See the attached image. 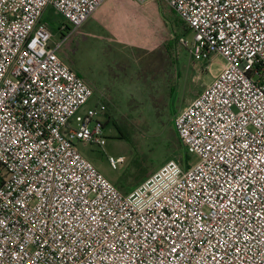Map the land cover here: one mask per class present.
Wrapping results in <instances>:
<instances>
[{
    "label": "built area",
    "instance_id": "1",
    "mask_svg": "<svg viewBox=\"0 0 264 264\" xmlns=\"http://www.w3.org/2000/svg\"><path fill=\"white\" fill-rule=\"evenodd\" d=\"M104 1L0 0V264H264V0H160L224 64L173 118L197 163L128 194L77 151L102 149L106 108L79 113L92 90L57 55Z\"/></svg>",
    "mask_w": 264,
    "mask_h": 264
},
{
    "label": "rangeland",
    "instance_id": "2",
    "mask_svg": "<svg viewBox=\"0 0 264 264\" xmlns=\"http://www.w3.org/2000/svg\"><path fill=\"white\" fill-rule=\"evenodd\" d=\"M153 1L157 3V6ZM145 4L148 6L149 16L156 23L152 24L153 36L155 42L156 38L159 42L155 46L154 54L152 51L154 43L148 37L151 32V22L139 14L141 12L139 9H134L131 6H126L122 10L117 9L115 14L118 17L119 28L108 31V34L116 42L133 43V52L125 54L124 60L134 58L139 61V68H148V71L145 72L147 74L144 77L145 80L139 71L138 88L134 89L137 95L115 97L116 102L113 105L112 113L108 112L105 107L110 114V122L104 130L105 144L102 149L84 142L75 143L77 151L84 158L90 161L115 187L124 191L135 187L172 160L161 163L162 159L156 158L152 152L147 151L145 144H142L149 138V133L146 132H158L172 124L173 118L200 94L205 86L212 82L224 64V59L218 56L209 62L194 61L188 51L178 44L180 37L190 42L191 32L184 30L182 24L164 2L148 0ZM99 17L98 14L76 29L57 51L59 58L67 66L72 67L88 87L94 89L92 97L80 109L79 113H84L88 108H94L97 100L101 99V27ZM42 20L49 25L52 35L50 45L53 46L61 40L56 25L63 19L51 8H46ZM168 38L171 41L167 43ZM140 43L143 45L146 43L150 47L142 53L144 60L140 56L142 50L137 46ZM122 50L118 49L120 52ZM114 51L116 52V50ZM123 51L127 52V50ZM105 56L111 58L107 53ZM124 91L125 88H121V93ZM107 99L110 100L109 96ZM146 114H150L153 119H146ZM119 130L126 135L125 138H120ZM119 156H123L124 163L119 165L116 170H112L107 163V157L117 158ZM197 161L196 156L190 155L188 165H194ZM177 163L182 169H187L182 162Z\"/></svg>",
    "mask_w": 264,
    "mask_h": 264
},
{
    "label": "crops",
    "instance_id": "3",
    "mask_svg": "<svg viewBox=\"0 0 264 264\" xmlns=\"http://www.w3.org/2000/svg\"><path fill=\"white\" fill-rule=\"evenodd\" d=\"M155 5L157 6V3H155ZM126 6H131L134 9H139V11H141V12H139V14L146 17L151 22V32H150L148 37H150L154 43L153 48H152L153 54L155 53V50H156L155 46L157 45V42H159L158 38H156V42H155V39L153 36V33H154L153 25L156 23L153 22V18H151L149 16L148 13H150V12H147V10H149V9L145 3L144 4H138L134 0H105L99 6V8L93 13V15L88 19V20H91L95 16H97L98 14L100 15V17H99L100 24L99 25L101 27V99H98L97 101H100L101 104L105 105V107L107 108V111L111 112V113L113 112L112 111L113 105L116 102L115 97L118 98V96H120V95H126V96L137 95L136 91L134 89L136 88V90H137V88H138L137 87V85L139 83V77L138 76H140L139 71H141L143 79L147 75V74H145V72L148 71V68H146V67L139 68V66H138L139 61L134 59V58H130V59L127 58L126 61L124 60L125 54H127V53L131 54L133 52L132 51V48L134 47L133 43L132 44L131 43L122 44V43L116 42L113 39V37H111V35L108 34L109 30L119 28V25L117 23L118 17L115 14V11L117 9L122 10ZM150 10H153V9H150ZM158 13H159V11H158ZM63 24H64V22L62 21L56 25L57 26L56 29L58 30L59 34H60V27ZM168 26H169V24H168ZM168 41H169V38L167 40V43H168ZM137 46H139V49L142 50L141 54L140 53L139 54H140L141 58H143V60H144L142 53L146 52L148 49H150V47L146 43L144 45L142 43H140V44H137ZM167 47H168V45H167ZM107 49L109 50L108 51L109 53L106 51ZM118 49L119 50H122V49L127 50V52H125L123 50H122V52H120V51H118ZM114 50H116V52ZM106 53L109 54L111 56V58L106 57L105 56ZM137 61H138V63H137ZM71 70H73V69H71ZM74 72L77 73L76 71H74ZM122 77H124V78L122 79ZM144 83H145V81H144ZM121 88H125V91L122 93H121ZM92 91H94V89ZM107 96H109L110 100L107 99ZM109 115L110 114H108V116ZM109 118H110V116H109ZM138 185H136L135 187L130 188L126 191L121 190L117 187L116 188L122 194H128L134 188H136Z\"/></svg>",
    "mask_w": 264,
    "mask_h": 264
},
{
    "label": "trees",
    "instance_id": "4",
    "mask_svg": "<svg viewBox=\"0 0 264 264\" xmlns=\"http://www.w3.org/2000/svg\"><path fill=\"white\" fill-rule=\"evenodd\" d=\"M176 18L175 20L178 19ZM182 27L184 28V30H186L183 24H182ZM169 41L171 40L169 39ZM169 47H170V44L168 45V48ZM71 69L73 68L71 67ZM76 74L78 75V73ZM108 114L109 113L106 111L105 116L107 119L105 120L104 125L109 121ZM150 118L153 119L150 114H146V119H150ZM151 123H152V120H151ZM146 133H149L148 135L149 138L146 142H143L142 144L143 145L145 144V146L148 149L147 150L148 152H152L156 158L162 159L163 161L161 163L167 162L168 160L172 159L171 161L182 162L185 167L187 168L189 167L188 162L190 160V155L187 153L183 145L178 140L175 130L173 128V122L166 128H162L161 130H158V132L151 131V132H146ZM119 136L120 138H125L126 135L123 134V132L119 130Z\"/></svg>",
    "mask_w": 264,
    "mask_h": 264
},
{
    "label": "flooded vegetation",
    "instance_id": "5",
    "mask_svg": "<svg viewBox=\"0 0 264 264\" xmlns=\"http://www.w3.org/2000/svg\"><path fill=\"white\" fill-rule=\"evenodd\" d=\"M106 117V116H105ZM107 119V118H106ZM110 122V118H109V121L104 125V130H105V127L106 125Z\"/></svg>",
    "mask_w": 264,
    "mask_h": 264
}]
</instances>
